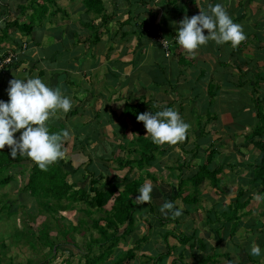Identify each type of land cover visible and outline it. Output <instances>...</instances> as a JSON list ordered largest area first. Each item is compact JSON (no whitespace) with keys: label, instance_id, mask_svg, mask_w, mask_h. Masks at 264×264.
<instances>
[{"label":"crops","instance_id":"obj_1","mask_svg":"<svg viewBox=\"0 0 264 264\" xmlns=\"http://www.w3.org/2000/svg\"><path fill=\"white\" fill-rule=\"evenodd\" d=\"M209 3H222L233 19L243 25L247 38L236 47L230 42L217 44L209 40L194 54L183 49L186 62L181 63L175 45L179 21L185 15L198 14L199 5L207 9ZM163 40L170 44L168 56ZM263 41L264 0H0V54L12 52L19 56L12 67L0 70V99H9V81L15 76L40 75L53 87H61L72 97L73 107L66 114L50 118V131L65 127L74 132L80 130L83 135L72 138L73 150L67 160L72 166L91 171V166H83L95 157L100 161L110 150L98 156V150L109 144L87 139L88 133L96 131L100 136L101 129L107 127L119 133L122 129L128 132L131 124L122 117L124 107L142 99L152 101L157 108L169 103L179 109L182 117L185 114L191 118L197 112L196 123L204 122L207 111H212L218 120L216 125L210 122L206 129L214 130L216 126V134L224 131L228 138L240 127L239 113L253 117V127L240 128L244 130L242 133L250 134L256 126H264L259 117L264 116ZM210 85L216 86L212 104L208 102ZM232 105L234 112L229 109ZM112 116L122 121L112 123ZM109 139L114 141L117 137ZM78 141L83 145L73 144ZM240 142L244 147L250 146L252 153L256 152L251 144L244 143V138ZM253 154L251 159L235 161L240 171L234 173L244 175L243 182L248 186L252 176L246 166L259 158V151ZM241 188L245 189L239 186L238 191ZM252 194L254 202L262 192ZM251 207L244 209L246 212L243 210L241 216L248 215ZM154 221L162 231L151 234L155 236L151 249V235L146 236L149 228L153 232L151 222L143 223L148 230L140 237L132 232L130 237L143 240L139 244L142 253L130 264H151L162 254L166 257L160 259L162 262L159 260L160 264H200L202 260H207L206 264H264V255L255 256L250 251L253 242L264 249L262 218L254 222L256 235L245 228L251 223L243 218L236 221L235 230L229 227L233 224L230 222L224 229L206 220L204 226L209 229L201 231V227L189 229L193 221L186 224L183 219L179 224ZM136 223L137 220L135 226ZM169 223L175 227L168 229ZM166 231L175 234L165 237ZM182 234L189 242L181 241L185 238Z\"/></svg>","mask_w":264,"mask_h":264},{"label":"trees","instance_id":"obj_2","mask_svg":"<svg viewBox=\"0 0 264 264\" xmlns=\"http://www.w3.org/2000/svg\"><path fill=\"white\" fill-rule=\"evenodd\" d=\"M27 31H29V29H26V32ZM177 35H175V38H177ZM175 45H177L176 54L179 62L185 63L186 59L182 56L184 48L178 43V41L175 42ZM187 53L189 52L187 51ZM208 90L210 94L208 102L209 104H212L216 94V86L210 85ZM168 106L172 105L167 103L166 105L157 108L153 105L152 101L149 103V101H146L145 99L132 105H125L122 117L130 122L131 127L128 132H130L131 135H128L126 133L127 131L122 129L120 132V139L114 141H109L107 139L101 140L98 132L91 131L88 133L86 136L87 139L93 138L96 142L109 144L111 151L107 155L102 156L99 163L105 166L108 172H111L110 177L103 172L98 177H91L89 187H78V183H71L69 179L71 174L65 169L66 165L64 160L59 159L50 164L46 170L41 169L38 164L27 155L18 154L17 156L12 157L10 155V146L5 145L4 149H0V186L9 185L11 182L15 181L12 172L14 170H19L20 172L18 176L24 179L20 189L21 192L35 199L41 213L57 209L66 211L68 208H71L69 204L80 205L79 209L91 219V224L85 219H79L78 224L85 228L90 227V229L95 230L98 233V237H90L89 241L86 243V252L81 253L83 262L79 260L77 264H130V262L136 258L135 249L131 248L123 250L119 254H116L115 252L118 244L128 236H131L132 232H135V222L138 219L137 213L140 215L143 212L149 211L150 214L154 216L156 215L154 210H156V208H161V205L166 200L175 201L177 199H180L185 204V209L188 213L187 208H195L194 205L199 201L197 196H191L192 192L184 195V188L190 189L189 182H192L191 187L197 188L201 183L208 180L211 187L220 194L223 193V190L220 186L221 177L219 175L223 173V167L226 165L230 168L237 166L236 164L223 165L224 163L219 164V166L215 165V158L219 153V145H216L214 141L208 142L203 139L205 137L207 140L208 135L217 132L216 126L214 127V130H207L206 126L210 122H213L216 125L218 119L217 116L212 114V111H207L205 121L201 122V120H198L197 140L202 138L201 140L203 142L200 141L194 144L193 152L182 147V145L180 146L181 149H184L185 153H192L191 159H196V162L193 163L196 168L195 172L192 173L193 175L182 177L185 175L184 172H182L184 164L180 163L176 167H171L172 170L176 168L180 172L177 174V193L173 194L171 189L170 192L166 193L163 188H153L151 201L141 202L137 200L135 196L137 195L139 188L143 185L144 179L156 182L155 175L150 173L147 167H150L157 160V157L164 155L166 151L165 147L170 145H159L154 143L151 136L146 135L147 129L145 125L144 128L140 127L141 123L144 122L139 121L137 116L141 112L157 111ZM260 116L261 120L264 121V116L259 115V117ZM262 121H259V124ZM58 130L60 129L52 131L55 132ZM240 136H243L244 143L251 144L259 151V163L254 160L256 161L255 163L253 161L250 165L247 164L246 167H248L247 169L252 176V180L250 181L251 186L256 185L255 188L261 186V192L264 194V126H256L249 135L242 133ZM186 138H188V135ZM218 140L221 141V138L217 139L216 142ZM75 141L77 140L75 139ZM78 142L79 143L75 142L73 144H79V146L83 145L82 142ZM64 144L65 147L68 146L66 142H64ZM72 147L73 146L71 145V148ZM238 147L239 145L235 148L237 149ZM120 152L122 153L120 154ZM201 152H203V154ZM202 155H204V157ZM185 162L189 164V162L192 163V160ZM69 163L71 164L70 161ZM75 167L76 171L82 168L81 166ZM126 168L128 170L127 173L124 174V176L119 177L117 171ZM136 169H138V173L140 174L135 178H129L128 174ZM144 170L146 171L143 172ZM4 172L8 174L5 176ZM170 186H172V184H170ZM246 193L247 190L241 188L238 195L231 200V203L226 206L222 212L219 210L221 207L219 203L213 204L210 213L214 214V219L208 214V221L213 223L214 220H219L220 217H218V215H222L224 219L234 224V228L232 229L235 230L237 224L236 221L243 217L241 216V212L254 199L253 194H247L246 197ZM4 195H0V197ZM108 204L109 208L105 210ZM144 205V211H140L139 208ZM85 206L86 208H83ZM146 206L149 207L148 210L146 209ZM215 206H219V208L214 210L216 209L214 208ZM104 210L106 213L104 217L100 216L97 220L96 218L92 219L94 213H99ZM0 211L7 217L12 215L10 205H6L5 203L1 206ZM148 216L152 219L149 214ZM163 218L165 222L173 221L176 224H179L182 215L173 216L169 214L163 216ZM163 218L158 217V221H162ZM102 221H104V224L101 223ZM161 224H163V221ZM221 225L225 229V224L221 223ZM222 226L219 228L222 229ZM70 229L77 230L78 227L70 225ZM13 234L15 235L13 239H19V236L23 234V229L19 230L16 228ZM64 234L67 235L65 232ZM174 234V231H166L164 236L167 237ZM182 236L184 235L182 234ZM3 240L5 239L2 238V248L5 247V241ZM142 240L143 239L137 240L138 245ZM189 240L188 237H185L182 238L181 241L186 243L189 242ZM75 249L79 250L78 248ZM72 254L77 255L80 254V252H73ZM165 257L166 255L163 254L155 257L151 264H160L162 262L161 260ZM206 261L207 260H202V262L199 263L206 264ZM66 264H72V262L67 260Z\"/></svg>","mask_w":264,"mask_h":264},{"label":"rangeland","instance_id":"obj_3","mask_svg":"<svg viewBox=\"0 0 264 264\" xmlns=\"http://www.w3.org/2000/svg\"><path fill=\"white\" fill-rule=\"evenodd\" d=\"M9 67L12 66L9 65L2 71L7 70ZM233 105L229 106L230 107L229 109L232 112L235 111ZM196 115L197 112L195 115L191 116L190 118L189 116L183 114V118L191 123V128L188 130V138H186V140L184 139L183 141L178 142L175 145L170 144L165 147L166 151L164 155L157 157V160L150 167H147L148 171L155 175L156 182L148 179H144L143 184L146 181H150L153 184L154 189L163 188L166 193L170 192L171 189L173 191V194H175L177 193L176 188L178 185L177 174L180 172L176 168L172 170L171 167H176L180 163L184 164L182 172H184L185 175H183L182 177L193 175L192 173L195 172L193 170H196L193 163L196 162V159L195 160L191 159L192 153L189 154L185 153L184 149H181L180 146L182 145V147H185L191 152H193L194 149L193 145L195 144V142L198 143L202 141L201 140L202 138L197 140L198 123L196 122L198 117ZM238 117L242 121L238 124L240 127H237V132H235V135L237 136L233 135V137L228 138V136H225L227 132L221 131L220 134H216V132H213L211 136L210 135L208 136L207 140L205 137L203 139L204 141H208V142L214 141L216 145H219L218 146L219 153L215 158L216 166H219V164L221 163H224L223 165H225L226 162L236 164L235 161L238 162L244 161L247 157L248 158L251 157L253 153H254L253 155H255V153L258 152L256 150V152L254 151L252 153L250 151L251 148L250 146L244 147L246 145L244 144L243 146V143L241 144L240 142L241 140H243V138L240 137V135L244 130H246L243 127H246L248 129H251L253 127L252 125L253 117L249 116V114H243V113H239ZM110 119L112 120L111 121L112 123L114 122L117 123L119 121L121 122V119L119 120V117L116 116H112L110 117ZM242 122L244 124L241 125ZM140 127L144 128V123H141ZM71 131L73 132V135L70 136L71 138H69V142L67 141L68 138L66 139V144L68 145L66 146V154H68L69 156L66 155L64 158H62V160H64L66 165L65 169L68 170L71 174L69 178L71 183L73 182L78 183V187H89L90 179L92 176L98 177L104 172L107 176L110 177L111 172H108L106 167L103 166L102 164L98 165L99 163H96V162H100L99 159H97V157H95L94 159H90V161H88V163H86L85 166H83V168L85 167L88 168V166H91L90 167L91 171H89L88 169L84 170L82 168L81 169L84 171H82L81 169L76 171V167L71 166L72 164H69L67 158L70 157V154L72 153L73 150L70 146L72 143L71 140L74 137V135H80V134L83 135V133L80 130L78 131V129L75 132L73 130ZM101 131L102 134L100 135V138L102 139L110 140L109 138L111 137L112 138L117 137V139H120V133L115 131L114 129H110L107 127L106 129L105 128L101 129ZM129 133L127 132L128 135H131V133L130 134ZM247 135H249V133ZM218 137H221L222 139L221 141L218 140L216 142V140L219 139ZM237 145H239V147L236 149L235 147ZM103 148L104 147L98 150L97 152L98 156H100V154H103V152L105 154L109 150L111 151L109 146L105 147L104 149ZM239 149L241 150L242 153H239L238 151ZM85 153L88 152L86 151ZM121 153L122 152H120V154ZM201 153L203 154V152ZM202 156L204 157V155ZM188 160H192V163L189 162L188 164L185 162ZM256 161L259 163V159H256ZM256 161H254V163ZM223 168H224L223 173L220 174L221 177L220 186L223 190V193L220 194L217 193L211 187L208 180L201 183L197 188L191 187L192 182H189L190 189L184 188V195L189 192H192L191 196L198 197L199 201L197 204L194 205L195 208L193 207L187 208L188 209V213H187L185 209V204L180 199L175 200L177 207H181L183 209L184 214L182 213V219L185 221L184 224L188 223L187 221L194 222L190 225L189 229H192L193 227H198L197 229H200L201 227L200 229L201 231L204 229L205 230L209 229V228L207 229L205 228L204 222L208 220L207 218L208 214L209 216H211L212 219H214L213 218L214 214L210 213V208H211L210 205L219 203L221 207L219 208V206H215L216 209L214 210H217L219 208V210L222 212V210L226 206H228L229 203H231V200L238 195L239 186L248 189L246 193L248 195L252 194L253 191L255 192V196H256L258 191L261 190L260 187L254 189L256 185L251 186L250 184L248 186L246 183H244L242 179L244 175L239 177L238 174L236 175L234 173L240 171V169L237 166L233 168V170L231 171L232 173L231 172L228 173L230 171V168L227 167L226 168L223 167ZM127 171H128L127 168L123 170H119L117 171V174L119 177H122L124 176V174L127 173ZM145 171L146 170H144L143 172ZM19 172H20L19 170H14L12 172L15 181L11 182L9 185L0 186V195L5 194L4 196L0 197V208L4 203L6 205H10L11 213H12L11 216L7 217L0 211V264H66L67 260L69 262H72V264H77L79 260L83 262L81 253L86 252V243L89 241L91 236L97 238L98 233L95 230L90 229V227L85 228L84 226L79 225L78 221L79 219H85L86 221H88L89 224H91V219L79 209L80 205H73V204H69L71 208H68V210L66 211H61L57 209L54 211L41 213L40 210L38 209L37 202L35 201V199L21 192L20 189L24 179L18 176ZM138 172H139L138 169H136L135 171L130 172L128 174V177L135 178L140 174ZM4 174L6 176L8 173L4 172ZM240 182H242V185H240L241 184ZM170 184H172V186H170ZM256 197L257 198H255L254 202H251V205L247 207L249 208L250 206H252L251 207L252 210L249 211L248 215L241 217L243 218V220L247 219L250 221L251 226L248 223L247 226H245V228H249L248 231L249 232L253 231V234L255 235H256L257 225L255 226L254 222L261 218L264 220V195L258 194ZM134 202L136 203V201ZM145 205L139 208V210L140 211L143 210L145 208ZM83 208H86V206ZM108 208H109V204L108 206H106L105 210H107ZM247 208H245V210H249ZM146 209L148 210L149 207L146 206ZM258 209L259 211L257 212ZM105 210L99 213H94L92 219L96 218L97 220L99 219L100 216L104 217V215L106 214ZM154 211L156 214L154 216H152L149 211L143 212L140 215H138L137 213L138 219L135 226V229L137 231L133 233L134 235H138V237H140V235L145 233L146 232L145 230L146 229L148 230V226L146 227L143 223L144 222L148 223V221L152 223L153 227L151 226V229L153 230V232L150 231L149 228L148 230L149 233H146V236L148 234L150 235L156 234L158 231H162L160 230V228L157 227V221L154 220H158V217L163 218V216L165 215L161 212L160 208H156V210ZM251 212L252 214L250 215ZM148 214L151 215L152 219H150ZM218 217H220L219 218L220 221L214 220L213 224L218 223L221 225V223L227 224V222H229L226 219H224L222 215H218ZM139 219L140 221H138ZM101 223L104 224V221H102ZM70 225L77 226L78 229L72 230L70 229ZM167 225H169L167 227L168 229L171 226L175 227L173 223H169ZM212 226L215 227V225ZM233 226L234 224H231L229 227L232 229ZM229 227L227 231L230 229ZM16 228H18L19 230L23 229V234L19 236V239H13V237H15L13 232H15ZM64 232L67 233V235H65ZM219 232H221V228ZM213 235L215 236V234ZM2 238L5 239L3 240L5 241L4 248H2L1 246ZM150 238H151V243L149 244L150 246L149 249H151L152 245L154 244V242H152V239H154L155 236L151 235ZM75 248H78L79 250ZM128 248L135 249L136 257L142 253L141 249H139V245L138 242L136 241V237H130V236H128L118 244L115 253L119 254L120 252H122L123 250H127ZM73 252L75 253L80 252V254L74 255L72 254ZM133 264H137V262H133Z\"/></svg>","mask_w":264,"mask_h":264},{"label":"clouds","instance_id":"obj_4","mask_svg":"<svg viewBox=\"0 0 264 264\" xmlns=\"http://www.w3.org/2000/svg\"><path fill=\"white\" fill-rule=\"evenodd\" d=\"M199 7L198 14L185 15L179 21L177 40L189 53L194 54L209 40H215L217 44L230 42L236 47L247 38L243 25L233 19L222 3H209L207 9L202 5ZM7 92L9 99H0V149L8 145L12 157L27 155L46 170L50 164L66 156L64 141L73 135L67 127L50 131L48 121L68 113L73 107V99L61 87H53L40 75L15 76L9 81ZM137 119L144 122L146 135L159 145H175L183 141L191 128V123L174 106L141 112ZM17 132L19 136L15 135ZM152 191L153 184L146 181L135 198L141 202L151 201ZM160 210L164 215L180 216L183 213V209L172 200H166ZM250 251L255 256L264 255V249L256 242L252 243Z\"/></svg>","mask_w":264,"mask_h":264},{"label":"built area","instance_id":"obj_5","mask_svg":"<svg viewBox=\"0 0 264 264\" xmlns=\"http://www.w3.org/2000/svg\"><path fill=\"white\" fill-rule=\"evenodd\" d=\"M164 41V44H163ZM162 41V45L165 49V54L166 56H168L170 54L169 51V42L167 40H163ZM25 47V46H24ZM18 57L15 53L12 52H8L6 54H0V70H4L7 66H12L16 61H17Z\"/></svg>","mask_w":264,"mask_h":264}]
</instances>
